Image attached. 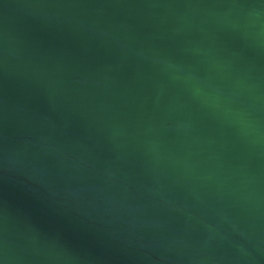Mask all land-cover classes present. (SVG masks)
Instances as JSON below:
<instances>
[{"label":"water","instance_id":"1","mask_svg":"<svg viewBox=\"0 0 264 264\" xmlns=\"http://www.w3.org/2000/svg\"><path fill=\"white\" fill-rule=\"evenodd\" d=\"M0 264H264V0H0Z\"/></svg>","mask_w":264,"mask_h":264}]
</instances>
